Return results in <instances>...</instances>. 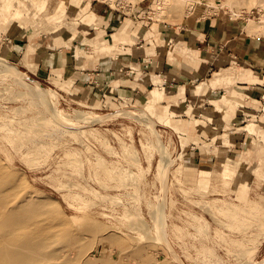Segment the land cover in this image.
Wrapping results in <instances>:
<instances>
[{
  "label": "rangeland",
  "instance_id": "rangeland-1",
  "mask_svg": "<svg viewBox=\"0 0 264 264\" xmlns=\"http://www.w3.org/2000/svg\"><path fill=\"white\" fill-rule=\"evenodd\" d=\"M152 1L0 0V175H10L18 197L47 204L35 217L47 229L38 252L47 264H254L264 257V89L248 77L264 75V58L214 61L203 77L176 85L143 72L159 51L168 57L191 52L180 42L183 35L163 26L188 15L213 25V16L237 19L249 37L261 38L264 54V0ZM93 4L114 14L97 25ZM123 30L124 38L110 35ZM19 33L47 35L55 46L62 35L74 39L72 57L84 59L86 70L39 71L26 59L35 47L30 43L23 62L11 58L7 50ZM122 51L143 56L127 66L131 88L104 71L118 68L111 62ZM204 60L191 65L202 68ZM6 61L26 75L6 71ZM92 68L102 74L89 81ZM156 76L163 96L148 112ZM32 79L54 89L64 113L82 110L85 121L77 127L52 122L46 104L29 91ZM200 81L206 90L196 86ZM186 83L191 89L179 97V84ZM116 110L124 115H110ZM243 133L248 140L239 145ZM125 147L137 158L126 157ZM200 170L209 173L201 178ZM249 207L254 211L247 213ZM31 228L37 243L41 237Z\"/></svg>",
  "mask_w": 264,
  "mask_h": 264
},
{
  "label": "crops",
  "instance_id": "crops-1",
  "mask_svg": "<svg viewBox=\"0 0 264 264\" xmlns=\"http://www.w3.org/2000/svg\"><path fill=\"white\" fill-rule=\"evenodd\" d=\"M93 6L96 7L98 14L97 15L92 10L97 25L98 19L102 20L105 16L114 14V12L106 6H96L95 4H93ZM213 19L217 20V23L214 25L210 21H206L205 23L199 22V18L195 15L184 16V18H181L178 21L165 23L163 26L170 29L169 31H173L178 35H183L180 42L187 49L191 50V52L188 54L173 52L171 57H168L163 53L160 54L159 51L156 58L154 57L155 55H153L150 59L149 71L143 69V72L147 71L153 75L160 73L159 76L163 77L165 82L170 85H176V83L179 82L192 80L193 77L198 79L203 77V67L216 68L217 65L214 61L220 62L221 66H223V61L228 58L245 60L251 57L252 63L263 62L264 54H261L262 40L260 37H249V35L244 32L240 22L236 21L237 19H233L229 16L224 19V22L223 19L219 20L218 16H213ZM213 19H211V21ZM95 28L99 30L98 26H95ZM115 33H118L122 38L123 34H125V30H123V32H112L110 35ZM19 35L21 36L15 38L12 47L7 50L8 56L11 58H17L23 62V54L27 45L30 43L35 45V47H38L40 50H33L28 54V58L26 59L37 64L39 66V71L64 69L69 66H74L77 69L80 68L82 73H84L83 70H86L85 68L81 69L84 59H74L72 57V49L73 46L76 45L74 39L67 40L68 37L62 35L59 39L62 43L58 42L59 44L55 46L52 44L53 39L51 37L47 38V35H41L38 37H31V35L27 33H19ZM65 42H67V44H64ZM124 49H132V47L127 44L124 46ZM195 50L198 52H194ZM145 51L146 50L143 49L140 53L147 55L152 53H147ZM200 57L205 59L202 68L192 66L191 64L196 63V59H199ZM101 59L94 63L95 67L102 65ZM142 59L143 56L141 55L133 56L131 52L122 51L115 56L114 60L111 62V65H116V63H118V68H116L117 66L106 67L107 69L104 71H106L105 73L108 74L107 76L108 78L110 77L112 82L116 81L119 86L131 88L134 79L129 74L131 71H129L127 66H129L134 60H139V62H141ZM155 59H157L156 63H154ZM92 70L95 72H87V75L90 77L89 81L93 79V76L102 74V71L97 70L96 68H92ZM250 71L253 72L252 70ZM256 74L257 75L248 76L251 79H255V81L250 82L257 83L264 89V83L261 84L258 82L264 80V75L260 76L258 73ZM243 82H249V80H244ZM84 84L85 82H83V85ZM152 84L154 85V83ZM196 86H194L195 89ZM77 89H79V87ZM194 92L197 91L194 90ZM186 94L188 93L180 91L179 97H184ZM243 106L245 105L241 103L240 107ZM237 139H239V145H244L248 140V135H245L244 133L237 135Z\"/></svg>",
  "mask_w": 264,
  "mask_h": 264
},
{
  "label": "bare ground",
  "instance_id": "bare-ground-1",
  "mask_svg": "<svg viewBox=\"0 0 264 264\" xmlns=\"http://www.w3.org/2000/svg\"><path fill=\"white\" fill-rule=\"evenodd\" d=\"M159 2H160V0H153L152 6H156L157 4H159ZM91 16H93V15H91ZM12 23H16V21L13 20ZM85 25H87V23ZM35 49L40 50L38 47H33V50H35ZM175 50L179 51L178 48ZM0 60H3V59H0ZM156 61H157V59L154 60V63H156ZM3 66H4V69L6 71H13L16 74V76H25L26 75V73L23 72L22 70H20L14 63L6 61L3 63ZM152 81L154 82V86L150 88V91H149L150 96H149L148 101H147L148 104H146V106L144 107L146 110H148V112L151 110L152 103L154 102V100L157 99L158 97L163 96V91H161V89L157 86L158 85L157 83L159 81V77L156 76L155 78L152 79ZM33 82L36 85H32L29 88L30 89L29 91H33V94H35L43 103L46 104L45 107H47V109H48L47 111L49 113V116H50V119L52 120V122L57 123V124L60 123V125H62V123H64L67 126L77 127L79 125V121H83L84 119H86V116L83 114L82 110L79 111L78 109H74V110H78V112H77L78 114H76L74 117H71L68 114L64 113L62 111V109L58 108L55 105V101H54V98H55L54 92L55 91H54V89L40 86L36 80H33ZM213 82L214 81L212 79L211 83L213 84ZM205 84L206 83H204V81H200V82L196 83L197 87L198 88L200 87V90H202V91H204V89H205L204 88ZM179 89L182 92H188V91H190L191 88H190V85L186 83V84H179ZM120 111H123V110H120ZM123 112L126 113V111H123ZM119 113L122 114V112H119L118 110H116V111H113L112 113H110V115H115V114L119 115ZM124 113L122 115H124ZM49 116H47V117H49ZM227 116L228 115L225 112L222 114L223 118H226ZM142 117H143V115H142ZM148 117L145 116L144 119H145V121L150 122ZM150 123H152V122H150ZM153 123H154V121H153ZM153 123L151 125L149 123L146 124V122H145V124L147 126L151 125V128L153 126ZM199 127H201V126L198 125V128ZM262 134L264 135V132ZM158 140H159V138H158ZM123 145H124V142H123ZM157 146L160 147V150H161V154H160L161 158L160 159L163 161L162 167H163V170H165V167L169 163V159H168L167 155H165L166 146L163 144V142L158 143ZM130 147L133 148V146H129V149H130ZM126 150L128 151L127 148H126ZM126 150L123 152H126ZM126 154H128V156H126ZM126 154L124 153V155L126 157H129V158L133 156V153L130 154L129 151L126 152ZM133 158H130V159L133 161ZM135 158H137V157H135ZM138 162H139V160L136 161V163H138ZM137 166H139V165L137 164ZM208 173H209L208 171L200 170V177L203 178ZM163 175H165V174H163ZM11 180L12 179H10V175L9 176L4 175V174L0 175V264H47L46 258L38 255V252L45 245V235L47 233V229L42 224L43 223L42 219L35 220V217L37 215H42V214H38L37 210L43 208V206L46 203L44 201V203L41 204V201L39 200L40 201L39 202L37 200L39 198L34 199V198H30V196H29V198H27V196H24V195H22V196L20 195V197H18L17 194L12 189ZM42 202H43V200H42ZM53 203H55V202L53 201ZM54 206H58V203H57V205H53V207ZM250 208L251 207H249V211H247L248 207H247V210L245 208V211H247V213L253 212L254 210L253 211L251 210V212H250ZM60 210L58 209V212H60ZM54 211H56V210H54ZM139 212L140 211H137L138 214H139ZM155 216L157 217V213L155 214ZM155 216H154V219L156 220ZM141 217H140V215H138L139 219ZM31 226H34V229H36L38 235L41 237V239L37 243H36V239H35V236L33 234ZM262 236L263 235L261 234V237ZM260 239L262 240V238H260ZM257 243H259V241ZM249 247H250V245H249ZM251 247H253V248H251V251H253V249H255V247L254 246H251ZM87 257H89V256H87ZM254 264H264V257L261 258L260 260H257Z\"/></svg>",
  "mask_w": 264,
  "mask_h": 264
},
{
  "label": "built area",
  "instance_id": "built-area-1",
  "mask_svg": "<svg viewBox=\"0 0 264 264\" xmlns=\"http://www.w3.org/2000/svg\"><path fill=\"white\" fill-rule=\"evenodd\" d=\"M183 262V261H182ZM184 263V262H183Z\"/></svg>",
  "mask_w": 264,
  "mask_h": 264
}]
</instances>
